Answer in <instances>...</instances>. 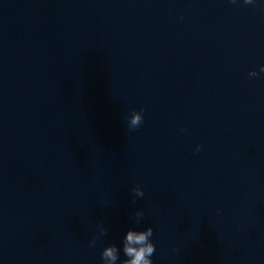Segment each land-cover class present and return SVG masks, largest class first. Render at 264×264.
<instances>
[{
    "label": "clouds",
    "instance_id": "9594fccd",
    "mask_svg": "<svg viewBox=\"0 0 264 264\" xmlns=\"http://www.w3.org/2000/svg\"><path fill=\"white\" fill-rule=\"evenodd\" d=\"M231 3L236 4L238 0H230ZM244 5H255V0H242ZM260 72H264V65L260 66ZM249 77H256L258 72L252 70L248 73ZM143 109L139 111L133 110L128 118L129 129H137L144 122L143 121ZM184 131V130H182ZM201 145L196 146V151H200ZM132 192L135 197H144L145 193L139 186L132 188ZM135 203V200H133ZM144 212L138 210L135 212L136 222L139 223L144 217ZM98 235H94L89 242L90 247H95L97 241L106 236L108 229L104 226L103 222L98 224ZM154 235L153 228L151 226L146 227L143 230H136L130 228L126 231L122 241V251L126 259L120 261V264H153L151 257L156 251V245L153 243L152 237ZM121 251L115 244H110L101 252L102 264H117L119 260V252Z\"/></svg>",
    "mask_w": 264,
    "mask_h": 264
}]
</instances>
